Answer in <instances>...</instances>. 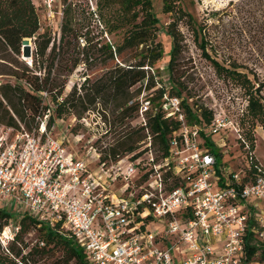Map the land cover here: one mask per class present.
Wrapping results in <instances>:
<instances>
[{
    "label": "built area",
    "instance_id": "2783aa9c",
    "mask_svg": "<svg viewBox=\"0 0 264 264\" xmlns=\"http://www.w3.org/2000/svg\"><path fill=\"white\" fill-rule=\"evenodd\" d=\"M56 2L42 0V6L52 14ZM59 32L60 22L52 31L53 40ZM161 100L164 118L179 123L166 157L152 145L147 131L135 151L115 159L107 155L102 160L96 150L94 162L78 156L47 131L49 110L31 132L22 126L4 128L0 209L17 219L26 215L58 225L83 250L88 264H244L249 222L254 221L264 243V212L254 204L264 202V166L255 150L249 151L239 123L223 112L215 110L204 127H190L179 99L163 95ZM135 102V120L145 127L150 97L142 93ZM246 107L245 100L241 116ZM79 122L86 124L85 118ZM228 128L235 132L245 166L238 172L220 165L202 146L201 132L205 138L214 137ZM115 184L120 185L116 190ZM14 204L16 210L11 211ZM18 231L10 220L0 232L5 254Z\"/></svg>",
    "mask_w": 264,
    "mask_h": 264
},
{
    "label": "trees",
    "instance_id": "16d2710c",
    "mask_svg": "<svg viewBox=\"0 0 264 264\" xmlns=\"http://www.w3.org/2000/svg\"><path fill=\"white\" fill-rule=\"evenodd\" d=\"M62 2L60 32L58 39L53 40L52 30L43 29L33 1L0 0V76L14 80V84H0V125L19 130L21 124L25 130H30L32 125L38 127L37 120L49 110L46 124L49 129L55 119L74 116L80 120L84 113L93 111L95 105L100 104L108 132L115 129L113 145L101 153L102 160L107 155L115 159L135 151L146 138V131L161 156L166 157L169 139L178 131L179 123L164 118L160 104L163 95L180 100L190 127L197 124L204 127L212 118L210 110L194 108L192 104L195 94L187 85L192 80L185 75L181 64L189 49L188 42H191L210 63L218 78L243 91L247 107L239 126L249 151L255 150V127L260 126L264 132V85L255 76L251 79L247 73L241 72L243 67L235 61L226 65L210 53L217 54L216 49H232L235 36H229L226 31L224 14L242 20L241 31L245 36L239 39L247 47L264 49V0H243L238 5L229 3L225 12L212 11L207 15L212 19L203 17L200 21L182 6L181 0H162L161 12L170 16V22L163 27H159L151 0H96L97 11L89 15L98 17L105 35L121 34L120 41L114 43H93L87 37L88 30L83 33L85 27L75 18L72 5L67 0ZM161 29L171 40L165 69L168 88L160 85L150 97L152 110L147 114L146 126L132 127L138 111L135 100L140 94V88L135 87L145 82V89L150 90L158 83L151 71L163 55L162 45L157 41ZM24 40H31L33 45L30 64L18 61ZM78 67L90 73L98 68L99 73L84 72L79 87L73 85L64 95L67 80ZM45 98L52 107L44 103ZM130 101H133L131 105L128 104ZM200 135L204 138L202 146L224 166L222 154L210 137L205 138L202 132ZM254 164L256 161L252 164L251 174ZM10 220L19 226V231L11 241L9 254L0 251V264H28L33 258L56 252L60 253V258L53 264H88L83 250L58 225L50 226L26 215L16 219L13 213L0 209V232ZM254 228V221L249 222L244 235V264L264 262V243L258 239ZM31 231L37 233L38 241L28 247L24 236Z\"/></svg>",
    "mask_w": 264,
    "mask_h": 264
},
{
    "label": "rangeland",
    "instance_id": "374dc122",
    "mask_svg": "<svg viewBox=\"0 0 264 264\" xmlns=\"http://www.w3.org/2000/svg\"><path fill=\"white\" fill-rule=\"evenodd\" d=\"M151 1L153 12L159 19V27L165 26L170 22V16L161 12L162 0ZM242 1L243 0H181L182 6L191 13L197 21H200L203 17L212 19L207 17L208 13L212 11L218 13L225 12L229 3L238 5L241 4ZM33 3L43 29H51L53 31L62 18V0H57L52 14L44 9L42 0H33ZM67 3L71 4L74 8L75 18L85 27L83 33L88 30L87 37L93 40V43L97 41H109L111 43L120 41L121 34H116L115 36L105 35V29L102 24L99 23L98 17L89 15V13L95 14L97 11L95 5L96 0H67ZM222 18L226 31L229 36H235V40L232 42V49H216L217 54L210 53L211 56L215 57L220 63L224 62L226 65L229 64V61H235L243 67L240 69L241 72L247 73L251 79L255 76L259 83L264 85V49H256L255 46L247 47L245 43L239 39L245 36L241 31V19H231L226 14L222 15ZM252 34L254 35V33ZM256 35L261 36L259 33ZM157 41L162 45L163 55L161 60L155 64L151 74L155 75L154 79L158 83L154 89L150 90L145 89L144 84H139L135 87V89L140 88V94L143 93L144 97L148 98L154 95V91L160 88V85L168 88L165 69L168 62L171 40L167 35L163 34L161 29L157 34ZM81 42L83 41L80 40V43ZM22 43L23 45L20 50L21 54L18 61L19 63L30 64L31 54L33 52L32 42L31 40H24ZM188 48L181 64L183 65L185 75L189 76V79L192 80V83H188L187 85L195 94L192 100L194 108L198 106L206 108L212 113H214L215 110L223 112L227 119L239 123L241 113L245 107L246 97L243 91L232 83L218 78L210 63L201 56V52L197 50L191 42H188ZM8 65L11 64L8 63ZM12 65L14 66V64ZM84 72L92 75H97L99 73L98 68L93 69L90 73L89 71H85L82 67H78L68 78L64 89V95L70 92L73 85L79 87V84L83 81L82 75ZM6 82L14 84L13 79L0 76V84ZM262 95L264 96V88ZM44 103L52 107L48 98L44 99ZM160 104H162V100ZM102 115V107L100 104H97L93 111L83 114L82 118H85L86 124L84 122L80 123V120L76 119L74 116H66L61 120L55 119L53 125L49 129L47 128V131L51 133L54 139L65 141V145L70 152L76 153L78 156L88 158L94 162L93 150L101 153L106 151L110 145H113V136L115 134V132H113V130H115L114 128L108 132L109 127L104 122ZM106 117L107 121H109L110 116L107 115ZM20 126L22 125L19 124V127ZM131 126L136 128L139 127L136 120H132ZM4 128L7 127L0 125V136L5 134ZM244 128L247 129V126ZM33 129H35L34 125H32L30 130L26 129V131L31 132ZM105 131H107L106 134ZM253 134L256 140L255 156L257 161L264 166V132L261 127L257 125ZM235 136L234 130L228 128L224 133H221L220 136L210 137L218 151L222 154V163L232 172H238L244 168L243 158L236 145ZM152 145H154L153 140ZM91 168H94V166ZM119 186V184H115L112 188L116 190ZM258 203L261 205V210L264 212V202L254 201V204ZM13 210H16L15 204L11 205V211ZM37 241L38 238L35 231H31L24 236V243L28 245V247L36 244ZM10 244L11 242L7 243V249ZM0 251L5 253L1 245ZM27 251L28 248L24 250V253ZM59 258L60 253L56 252L55 254L33 258L28 264H53Z\"/></svg>",
    "mask_w": 264,
    "mask_h": 264
}]
</instances>
